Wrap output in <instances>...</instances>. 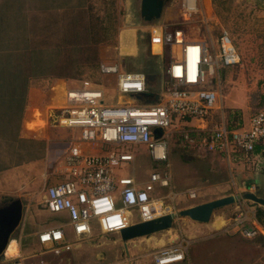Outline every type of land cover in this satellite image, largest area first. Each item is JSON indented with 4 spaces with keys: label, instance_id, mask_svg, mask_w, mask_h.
<instances>
[{
    "label": "rangeland",
    "instance_id": "rangeland-1",
    "mask_svg": "<svg viewBox=\"0 0 264 264\" xmlns=\"http://www.w3.org/2000/svg\"><path fill=\"white\" fill-rule=\"evenodd\" d=\"M18 1L22 4L14 7V13L19 14V21L15 27L22 37L27 35H30L31 39L35 37L36 65L47 68V75L63 76L58 78L71 79L70 81L73 82L87 78L104 88H109L114 76L99 72V52L101 55V52L103 54L105 51H116L119 33L122 29L128 28L132 30V35L136 36L138 53L133 56L122 55L120 62L117 63L122 65L123 71L143 72L146 65L150 64L156 79L147 80V89L162 95V85L168 79L165 73L166 58L152 54L144 44L143 39L146 35L144 26L149 24L141 18L140 0ZM25 1H30L29 7L25 6ZM27 15L30 18H27ZM166 15L168 18L164 21ZM180 20L179 0H168L164 4L161 16L153 20L151 26L164 22L172 27ZM90 26L93 29L92 33H88ZM180 26L187 37L206 40L210 51L213 50L220 31L222 29L228 31L239 52L240 60L234 66L221 67L214 76V85L217 81L218 107L213 114V121L219 122L224 118L230 127L247 123L251 115L264 108V0H198L197 13ZM0 30L6 32L8 29ZM95 39L101 41H94ZM121 39H124V35ZM130 41L133 42L132 37ZM32 45L33 41L30 40V47ZM61 81L63 80L56 81L52 87L57 86ZM49 86L41 88L47 91ZM33 91L35 96L40 95L37 88H33ZM106 99L107 103H114L121 97L116 96L113 90H108ZM149 99L153 98L149 97ZM179 127L180 130L175 133L174 126L170 125L164 129L169 143L168 161L156 162L150 157L146 145L130 144L122 147V150L133 154V160L120 164L115 174L146 181L154 168L170 171L171 187L177 193L175 201L178 210L185 208L182 206L203 199L217 198L215 196L222 193H241V191H233L230 173H234L236 165L247 170L251 169L250 161L236 150H230L222 161L217 152L207 153L208 151L199 142L201 140L199 135H192L190 132L191 136L195 137L194 143L183 137L181 130H188L191 126L179 123ZM44 133L51 139L48 143L51 155L58 146L56 140H68L72 136L70 129L58 126H49ZM39 147V145L35 146L37 155L42 150ZM100 149L105 150L106 147ZM183 156L190 158L184 159ZM179 162L185 167V175L191 181L186 178V185L177 186L176 179L181 175L180 170L183 171ZM53 168L54 166L48 170L52 171ZM62 178L64 176L61 174L56 177V179ZM37 180H33L31 187L27 186L20 191L19 199L23 204L22 218L9 237L17 240L21 255L29 256L25 262L44 260L46 264H153L154 252L182 241L186 246L185 258L176 264H264V236L246 238L236 229L225 233L218 232V228L214 227L217 218H221L222 225L224 224L225 220L219 217L222 213L226 218H231L241 209L255 212L259 207L264 209L263 206L250 200L240 199L215 209L206 223L177 215L170 228L126 240L123 244L119 233H103L96 221L91 222L89 237L77 238L72 227L66 223L67 215L64 211L52 213L47 210L43 203V186L37 183ZM243 181L246 183L236 181V184L243 187L253 182L259 183L257 180L251 182L247 178ZM200 184L212 185L207 188L200 187ZM259 186L264 188V183H259ZM186 188H197V197L188 199ZM168 191V187L156 185L152 194L162 195ZM131 219L133 221L139 219L133 211ZM59 224H63L64 241L72 243L71 249L60 254L45 252L47 246L38 243L35 232ZM148 238H164L168 242L159 246L153 244L152 240L147 241ZM11 262V260H0V264Z\"/></svg>",
    "mask_w": 264,
    "mask_h": 264
},
{
    "label": "built area",
    "instance_id": "built-area-1",
    "mask_svg": "<svg viewBox=\"0 0 264 264\" xmlns=\"http://www.w3.org/2000/svg\"><path fill=\"white\" fill-rule=\"evenodd\" d=\"M179 3L181 20L172 27L163 23L157 32L149 33L148 50L166 58L168 79L157 100L154 92L151 96L138 98L141 93L150 92L145 73L123 71L120 63L112 62L100 63L98 69L103 75L115 77L111 89L121 99L107 103L106 88L81 78L78 82H65L60 96L63 105L48 109L45 128H67L72 136L68 140H56L58 146L51 161L54 168L49 175L55 179L61 174L64 178L51 183L46 180L43 203L52 213H66V223L77 238L89 237L93 221L103 233H119L133 223L178 210L177 193L171 188L169 171L155 168L146 181L140 182L132 176H117L115 170L120 164L133 160V154L122 150L130 144L146 145L156 162L168 161V139L164 129L185 117L206 119L218 100L215 74L223 66L239 63V52L226 29L220 31L212 51L206 40L187 37L180 25L197 13L198 0H179ZM158 127L163 129L160 135L155 132ZM205 130L207 134L201 141L209 151L220 150L228 154L230 150H236L246 160L254 161L255 145L264 143V108L251 115L242 126L230 128L223 120ZM183 135L192 140L188 132ZM83 145L99 150L88 151ZM102 147L106 149L101 150ZM156 185L168 187L169 191L153 195ZM254 188L250 185L248 190L254 192ZM196 196L194 190L187 191L188 198ZM132 211L138 220L131 219ZM62 226L59 224L37 232L38 243L47 246L45 251L60 254L71 249L72 243L64 241ZM233 229L246 238L264 235V221L257 219L255 211L241 209L218 227V232L229 233ZM6 247L0 260H11L10 264H46L44 260L25 262L29 256L21 255L19 250L7 255ZM185 253L186 246L182 241L175 242L154 252L153 264L179 263L184 260Z\"/></svg>",
    "mask_w": 264,
    "mask_h": 264
},
{
    "label": "crops",
    "instance_id": "crops-1",
    "mask_svg": "<svg viewBox=\"0 0 264 264\" xmlns=\"http://www.w3.org/2000/svg\"><path fill=\"white\" fill-rule=\"evenodd\" d=\"M21 4V1L18 0H0V29H8L6 32H2L0 30V194H2L0 198L6 195L13 198L21 197L20 191L27 186L31 187L33 180L35 179H38L37 183L42 184V186L46 180L48 183L56 182V178L54 179L53 175H49L51 170H48L50 167H53L51 165V161L54 157L49 154L48 143L51 139L44 133V130L46 129L45 120L48 109L53 106H57L59 103L58 98L60 94L58 91L63 89L65 82H73L70 81L71 79L66 80L58 78L63 76H49L46 74L36 77V68L45 69V67L36 65V50L34 47L35 37L33 36L32 39L30 38V35L22 37L17 27H15V24L19 21V14H17L18 12L14 13V7ZM24 4L29 7L30 1H25ZM27 18H30L29 15H27ZM167 18L168 15L165 16L164 21L167 20ZM163 23L156 26H144L146 35L143 41L147 49L149 46V33L157 32L159 30V26ZM131 31L132 30L128 28L122 29L119 33L117 50L113 52L105 51L103 54L101 52V55L99 52V63L120 62V56L122 55H136L138 53V43L136 36H133ZM122 35H124L123 40L121 39ZM126 37H128V39H125ZM130 37H132L133 42L130 41ZM30 40L31 42L33 41V45L31 47ZM98 40L99 39H96L94 41ZM46 70L48 69L46 68ZM150 74L154 75L151 80L155 81L156 74ZM59 80L63 81L57 84L55 89L52 87L50 88L51 85H54L55 82ZM114 81L113 83H110L109 88H106L107 91L112 90L111 88ZM47 85H50L48 90H42L41 87H46ZM33 88H37L40 95L35 96ZM217 107L216 103L215 108L204 120L195 117H185L173 121L171 126H174L176 129L174 130V133L180 130L179 123L186 124L191 126V128H188V130H181L182 135L184 132H188V136L192 139L190 143L195 142V137L191 136L190 132H192V135H199L202 140L204 135L207 134L205 129L211 128L215 124L219 123L217 121H213V114L216 112ZM223 120L224 118L220 121ZM42 122L45 124L43 125ZM201 140L199 142L205 150L208 151L207 153L217 152L219 159H222V161L225 160L224 155L228 154H225L220 150L209 151ZM37 145L40 146L39 149H42L39 155H37L35 149V146ZM256 146H258V149L254 153L255 159L254 161H250L251 164H249L252 166L251 169L248 168L247 170L240 165H236L234 170L235 174L230 173L232 175L230 177V181L233 186V191H241L242 193L247 191L250 185H254V192L264 197V188L259 186V183H264V143H257ZM82 147L88 151L99 150L98 147L93 148L86 145H83ZM183 158L187 159L190 157L183 156ZM180 164V169H183L184 172L180 170L181 175L178 179H176L177 186L186 185L185 180L186 178H189L185 175V167L182 163ZM168 166L169 164L167 163V167ZM187 171L190 172L188 169ZM245 178L250 179L251 182H253V180H257L259 183L255 184L253 182L243 187L236 184V181L245 184L246 182L243 181ZM188 180L189 182L191 181L190 179ZM211 185L212 184H200V187L209 188ZM185 190H194L197 194V188H186ZM229 193H222L215 197H221ZM211 199H214V197L203 199L199 202H205ZM197 203H191L182 207L195 205ZM219 217H222L225 222L230 219L226 218L224 213H222V216ZM222 223V219L217 218L216 222H214V227L218 228L222 225ZM37 232H35V235ZM147 241H150V239H147ZM16 251H18L17 242L12 238L6 247V252L9 255H12L9 252L14 254Z\"/></svg>",
    "mask_w": 264,
    "mask_h": 264
},
{
    "label": "water",
    "instance_id": "water-1",
    "mask_svg": "<svg viewBox=\"0 0 264 264\" xmlns=\"http://www.w3.org/2000/svg\"><path fill=\"white\" fill-rule=\"evenodd\" d=\"M168 0H141L140 1V14L143 21L152 25V21L158 19L161 16L162 9L165 2ZM147 80L153 79V74H146ZM152 92H144L138 95L151 96ZM154 98L157 100L158 94L154 93ZM155 132L160 135L163 129L158 127ZM240 199L250 200L260 206L264 207V197L257 193L247 190L242 193L228 194L221 197H217L205 202H201L195 205H191L178 210L175 213L166 214L151 220L141 221L133 223L126 228L119 231L120 238L123 244L126 240L146 236L151 233L159 232L171 227L173 219L178 216H187L190 219L206 223L209 221L213 211L217 208L230 205L239 201ZM23 213V204L19 198H13L11 196H3L1 198L0 205V254L6 247L9 237L12 231L18 226L21 221Z\"/></svg>",
    "mask_w": 264,
    "mask_h": 264
},
{
    "label": "trees",
    "instance_id": "trees-1",
    "mask_svg": "<svg viewBox=\"0 0 264 264\" xmlns=\"http://www.w3.org/2000/svg\"><path fill=\"white\" fill-rule=\"evenodd\" d=\"M91 29L92 28H88V33H90V32L92 33L93 32V29L92 30ZM153 72H154L153 67L150 64H147L143 73L150 74V73H153ZM46 73H47L46 69H41V68H38V67L36 68V77L46 75ZM257 149H258V146L255 145L254 151L256 152ZM256 217H257L258 220L264 221V209L262 207H259V209H257Z\"/></svg>",
    "mask_w": 264,
    "mask_h": 264
},
{
    "label": "bare ground",
    "instance_id": "bare-ground-1",
    "mask_svg": "<svg viewBox=\"0 0 264 264\" xmlns=\"http://www.w3.org/2000/svg\"><path fill=\"white\" fill-rule=\"evenodd\" d=\"M55 87V86H54ZM54 87H52V88H54ZM63 89H64V87H63ZM63 89H60L58 92H59V94H60V96H61V94H62V91H63ZM59 96V98H58V100H59V103H58V105L57 106H59V105H63L62 103H63V101L61 100V97ZM148 239H150V240H152L153 241V244H155V245H158L159 244V246L161 245V244H164L165 242H168L166 239H164V238H158V239H154V238H148ZM10 254H13V253H11V252H9ZM6 254L7 255H9L7 252H6Z\"/></svg>",
    "mask_w": 264,
    "mask_h": 264
},
{
    "label": "flooded vegetation",
    "instance_id": "flooded-vegetation-1",
    "mask_svg": "<svg viewBox=\"0 0 264 264\" xmlns=\"http://www.w3.org/2000/svg\"><path fill=\"white\" fill-rule=\"evenodd\" d=\"M141 1V0H140Z\"/></svg>",
    "mask_w": 264,
    "mask_h": 264
}]
</instances>
